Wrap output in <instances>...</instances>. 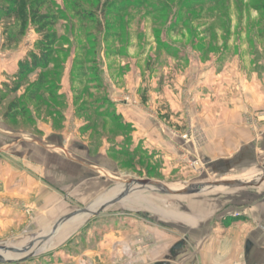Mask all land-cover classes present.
Here are the masks:
<instances>
[{"label":"rangeland","instance_id":"1","mask_svg":"<svg viewBox=\"0 0 264 264\" xmlns=\"http://www.w3.org/2000/svg\"><path fill=\"white\" fill-rule=\"evenodd\" d=\"M35 1L23 0L18 14L7 17L6 9L17 5L0 0V61L6 62L0 78V129L18 134L11 141L20 143L15 151L0 148V164L21 165L36 175L39 184L68 197L55 206L39 188L35 204L24 194L5 195L0 182V264H135L153 248L155 239L149 234L133 254L123 248L116 260V249L123 247L119 240L127 233L120 230L125 222L121 215L149 216L151 224L173 231L180 218L196 222L221 198L239 202V209L244 205L246 212L264 204V0H131L134 7L120 6L121 16L105 20L98 13L112 33L108 41L105 31L99 33L97 20V10L106 0H46L41 12L54 18L45 32H39L29 15ZM79 12L93 14L94 19H84ZM17 25L18 37H10L7 30ZM53 33L58 35L54 49L41 46ZM65 48L72 51L65 54ZM49 50L58 60L51 69L64 66L50 87L60 97L50 101L44 87L33 101L27 92L43 70L30 72L31 55ZM89 60L97 62L92 65ZM24 63L29 70L22 73ZM110 96L165 129L162 134L179 153L169 161V168H175L172 175L157 151L135 141L132 124L122 115L118 122L112 119L118 116L116 106H103ZM43 98L55 105L58 115ZM18 100L26 104L20 111L12 110ZM6 114L16 118L8 120ZM239 127L252 133L251 140H222L228 146L221 147L218 138ZM84 148L97 158L94 166L106 170L102 176L117 178L109 185L93 183L101 197L97 193L89 198L90 192L84 190L79 195L74 187L63 189L70 176L81 178L76 168L83 167L71 160L85 163ZM228 154L232 162L228 172L216 169V162ZM85 170L95 176L103 171ZM226 181L251 184L216 185ZM124 184L134 186V191L126 188L129 193L123 201L106 206L100 214V209L91 208L115 194H107L109 189ZM185 190L190 193L180 194ZM8 214L23 217L11 220ZM55 228L59 229L54 235Z\"/></svg>","mask_w":264,"mask_h":264},{"label":"crops","instance_id":"2","mask_svg":"<svg viewBox=\"0 0 264 264\" xmlns=\"http://www.w3.org/2000/svg\"><path fill=\"white\" fill-rule=\"evenodd\" d=\"M1 63L0 73L2 72V76L0 75V78L5 76L4 74L6 71V62L2 63V65ZM109 98L116 106L118 114L123 116V120L133 125L135 129L133 133L135 141L142 143L147 149L157 151L167 163L165 166L168 167V173L172 175L173 172H175V168L173 171L169 168L172 164V162L169 161H173L179 153L171 140L164 137L165 134H162L165 129H163V127L162 129L158 128L154 120L145 118L139 110L136 108L132 109L128 105H125L122 100H115V98L111 96ZM1 123L2 121L0 124ZM158 125H162V123L158 122ZM231 131H228L225 136H220L218 141L219 139L221 141L231 140L242 142L251 140L252 133L246 128H233ZM0 132V136L1 134H3L2 136L7 135L4 136V138H0L1 152L15 151L19 148V142L11 141V137L16 140L18 134L5 132L2 129H0ZM229 134L230 136H228ZM223 141L221 147L228 146V143L223 144ZM84 150L87 153V157L84 159V165L81 164L82 161L71 158V162L74 163V161H76L75 164L83 167V169L76 168L77 171H80L81 178H73L70 176L67 182L68 184L65 183L63 186L65 188L63 189H66V186L78 188L76 192L79 195L83 193L81 191L84 190V192H90L91 196L89 198H92L94 195H97V193L98 196L101 194L100 191L98 192V189L93 186V183H96V185H109L115 183L117 178L110 174L108 177L102 176L105 174L104 172H106V170L99 166H94L93 161L97 160V158L91 157V151L89 149L84 148ZM228 155L229 156H221L220 162H216L218 163L217 166H215L216 169L221 170L225 168L223 171L228 172L232 164V162L228 161L231 155ZM251 156H253V154H251ZM256 156L254 152L253 157L256 158ZM97 157L101 159V155ZM240 157L245 158L246 155L242 154ZM87 167L103 170L99 174L101 175L100 178L98 177L99 175L95 176L92 173H87L85 170ZM29 168L33 170L31 166H29ZM33 171L37 172L35 169ZM164 171L167 173V170ZM79 179H81V181H77ZM0 182L3 185V193L5 195L20 197V195L24 194L30 199H33L35 204H38L39 188H41V191L45 192L47 203L51 201L55 206H60L64 204V202L66 203L65 200L68 197L49 186L47 187L43 184H39L38 178L34 173L32 175L31 171L27 172L21 168V165L14 164L13 162H7V164L4 162L3 165L0 164ZM120 186L121 188L119 190ZM120 186L118 188L117 186L112 188L109 186L111 189H109V193L107 194L115 193L113 194L114 196L110 195L108 198L105 197V199L99 200L91 208L98 211L104 205L109 206V203L112 201L111 199L128 191L126 188L134 191V186L132 185L127 186L124 184ZM124 190L126 191L124 192ZM261 195L264 196V194ZM239 208V202L236 203L234 200L231 201L227 198H221L213 210L202 214L196 222L191 217L180 218L179 220H181V222L178 224L175 223L173 231L167 230L165 225L162 224H151L148 218L149 216L131 215V218H125L121 215V218L124 219L125 222L124 225L121 224L120 230L125 229L127 233L125 239L119 240L121 241L120 245L123 247H118L115 251V255H113L117 260V257L121 255L120 253L125 252L123 248L127 251L131 250L130 253L133 254L138 242H146V237L151 234V238L155 239L153 248L151 247L150 251L142 256L140 261L136 259L134 262L135 264H264V204L259 207L254 205L249 208L248 212L244 210V205H242L243 210ZM238 209L239 211H236ZM11 215V218H13L11 220L23 217L21 214H8V216ZM114 219L118 221L117 219H119V217H114ZM183 220H190V222L184 223L182 222ZM137 238L139 239L138 241ZM110 248L111 250L114 248L112 243H110ZM110 254L112 253L110 252Z\"/></svg>","mask_w":264,"mask_h":264},{"label":"trees","instance_id":"3","mask_svg":"<svg viewBox=\"0 0 264 264\" xmlns=\"http://www.w3.org/2000/svg\"><path fill=\"white\" fill-rule=\"evenodd\" d=\"M7 1H12L11 3H13L14 5H17V8L6 9V11L4 12L5 13L4 15L7 16V17H10L12 15L18 14L23 0H7ZM127 2H124V0H118V1H116V0H106L104 2V4H102L101 8H99L97 10V20L100 21V26H98L99 27L98 29H99V33L101 35H102V32L105 31L104 40H107L110 36H112V33L107 32L108 30L106 31L107 26L104 25V21L100 20V18L98 17V13L99 14L101 13L105 20H107V18L109 16H111V15H119V16H121L122 13L121 14L119 13V11L121 9L120 6L129 9V8H133L134 5H135L133 3V1H131V4H127ZM44 3H46V0L35 1L34 4L30 7V11H29V15L32 18V22L37 26L39 32H45L47 27L53 24L52 20H53L54 16L51 15V14H45V13L43 14L41 12V9H42L43 5H45ZM263 8H264V6H263ZM2 11H3V8L0 5V14H1ZM79 15L83 16L84 19H94V15L90 14V13L88 14L86 12H79ZM122 18H124V17H122ZM19 32H20L19 26L17 25L12 30L8 29L6 33L10 37H18V33ZM57 37H58V35L56 33H53L50 36H47L49 41H43L40 45L43 46V47H47L49 49H50V47H51V49H54V43L56 42ZM117 37H120V34H118ZM103 42H105V41H103ZM71 51L72 50H70L69 48H65L63 50V52L65 54H68ZM120 51L123 52V48H120ZM117 52H118V50L114 51L112 54L116 55ZM52 53H54V52H52V50H49L47 53H43L41 56H39L37 54H34V53L31 55L32 66H31L30 72L32 70L35 72L38 68L39 69L41 68L43 70V72H42L43 74H41L39 76L37 82L35 84H33V89H30L27 92V94H28L27 96L30 97V99H33V101L40 94V92L42 91V89L44 87H48L47 90L50 92L49 93L50 101H54L55 102V101L59 100L60 96L58 97V94H54L52 92L53 90H50V87H51V85H54V80L56 78L61 77V73L64 70V66L62 64L60 66H59V64H57V65L53 66L54 70L51 69L52 68V64H55V63L58 62V60L56 58H53L54 54H52ZM79 53H80V51H79ZM89 61L90 62H94L92 65L96 64V62H97L96 60H89ZM87 63H89V62H87ZM26 65H27L26 63L21 64L22 73H24V71H28L29 70L28 66H26ZM77 65L78 64H75V66H77ZM61 98H62V96H61ZM42 101L51 110L53 115H58V112L55 109V105L50 104V101H47V100L45 101L44 98L42 99ZM22 104H26V103L25 102L23 103L21 100L15 101V103H13V105H12V107H13L12 110L15 109V111H20V109L22 107ZM107 104H112L113 106H115L114 103L109 99V97L106 98V100L104 101L103 106L107 105ZM118 116L117 117L114 116V117H112V119L115 122L117 120L122 119L119 114H118ZM5 118L8 119V120H12V119L16 118V116L12 115V114H6ZM30 120L33 121V118L30 119Z\"/></svg>","mask_w":264,"mask_h":264},{"label":"water","instance_id":"4","mask_svg":"<svg viewBox=\"0 0 264 264\" xmlns=\"http://www.w3.org/2000/svg\"><path fill=\"white\" fill-rule=\"evenodd\" d=\"M261 181H264V176L261 178ZM153 183H151V182H141L140 183V185H143V186H146V185H152ZM249 184H251V183H247V184H241V183H238V182H234V181H226V182H221V183H218V184H216V185H220V186H224V187H230V186H234V187H242V186H248ZM128 191L127 192H125L124 194H122L121 196H118V197H115L109 204L111 205V204H116V203H119V202H121V201H123V199L128 195ZM170 193H173V192H171L170 191ZM190 192H189V190H185V191H182V192H180V194H184V195H186V194H189ZM106 206H108V205H104L100 210H99V212L97 213V214H100L101 213V211L106 207ZM87 211H90V210H87ZM74 216H75V214H74ZM74 216H72L71 218H73ZM66 220H69V218H67V219H64V220H62V222L60 223V224H62V223H64V222H66ZM59 229V228H58ZM58 229L57 228H55L54 229V235L58 232ZM1 255H0V261H2V259H1Z\"/></svg>","mask_w":264,"mask_h":264},{"label":"bare ground","instance_id":"5","mask_svg":"<svg viewBox=\"0 0 264 264\" xmlns=\"http://www.w3.org/2000/svg\"><path fill=\"white\" fill-rule=\"evenodd\" d=\"M121 196V195H120Z\"/></svg>","mask_w":264,"mask_h":264}]
</instances>
